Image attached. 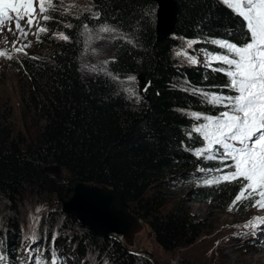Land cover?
Here are the masks:
<instances>
[{
	"label": "trees",
	"instance_id": "trees-1",
	"mask_svg": "<svg viewBox=\"0 0 264 264\" xmlns=\"http://www.w3.org/2000/svg\"><path fill=\"white\" fill-rule=\"evenodd\" d=\"M90 1L92 15L62 16L56 10L52 16L60 20L45 28L66 38L42 37L36 52L18 60L21 123L35 132L18 129L12 106L0 108V192L16 205L26 190L64 194L77 183L107 186L148 225L164 251L192 247L208 225L182 200L171 201V190L185 186L192 202L234 216L255 207L257 192L233 163L217 152L202 154L205 141L196 130L200 121L188 113L219 117L234 110L239 96L234 72L249 42L243 18L222 0H175L174 37L157 42L153 1ZM104 25L119 32L109 70L121 78L145 74L149 80V100L137 108L109 77L81 73L82 30ZM179 39L193 41L214 60L179 64L174 57ZM53 165L63 170L66 183L43 173ZM82 229L87 236L75 235L77 241L98 247L111 264H146L120 242ZM38 242L43 254L36 261L47 264L46 240ZM18 248L1 251L5 264H17Z\"/></svg>",
	"mask_w": 264,
	"mask_h": 264
},
{
	"label": "rangeland",
	"instance_id": "rangeland-1",
	"mask_svg": "<svg viewBox=\"0 0 264 264\" xmlns=\"http://www.w3.org/2000/svg\"><path fill=\"white\" fill-rule=\"evenodd\" d=\"M0 1L7 5L9 11L8 17L0 21V108L12 106L17 127L24 132L27 130L21 123L23 106L17 72L19 58L36 52L42 44V37L53 34L60 39L66 38L59 32L45 28L60 20L52 16L56 10L61 11L62 16L79 17L84 13L92 15L93 6L90 0ZM222 1L239 15L242 13L255 21L264 18V0ZM118 36V30L111 25L97 28L85 26L82 30L80 70L83 77H109L118 92L137 108L143 101L137 75L121 78L108 68L113 42ZM174 57L181 65H208L215 58L205 50H198L193 41L185 39H179ZM248 59V64L243 63L238 68L237 77L242 78L239 85L241 96L234 111L219 117L188 113L200 121L196 130L205 141L202 154L209 156L218 150L227 157L234 169L240 171V176L251 184V189L257 192L255 207L243 216H234L213 209L206 203L192 202L188 189L178 186L171 190V201L182 200L197 218L205 220L208 225L206 235L192 247L168 252L156 242L148 225L142 223L131 242L126 243L122 237V243L134 251L132 254L136 255L138 261H145L146 264H264V137L252 142L250 138L255 127L251 111L256 107L250 109V103L256 95L264 97V92L253 93L250 88L256 78L264 74V60L252 53H249ZM256 123L259 126L262 121ZM34 132V129L27 131L31 135ZM62 176L64 180L58 183L68 181L64 172ZM26 191L21 203L20 199H16V205L22 207L18 209V215V212L11 211L16 205L0 192V246L5 244L3 249L0 248V264L7 261L6 254L3 255L1 251L16 245L21 255L17 264H39L36 260L43 254L40 252V240H46L48 245L47 264H59L60 261L66 264H111L98 247L78 242L74 237L87 235L78 222L62 212V201L72 196L67 192L68 188L64 194ZM10 238H13L12 242Z\"/></svg>",
	"mask_w": 264,
	"mask_h": 264
},
{
	"label": "water",
	"instance_id": "water-1",
	"mask_svg": "<svg viewBox=\"0 0 264 264\" xmlns=\"http://www.w3.org/2000/svg\"><path fill=\"white\" fill-rule=\"evenodd\" d=\"M157 5L156 11V40L157 42L173 38L174 29L179 16V8L175 0H151ZM139 94L148 101L149 80L145 74L137 75ZM43 173L56 178V182L64 180L63 170L56 165L46 166ZM72 194L63 200L62 212L73 217L84 228L92 233L102 235L120 242L129 253H134L122 237L129 243L134 234L144 223L134 215L129 206L123 201L116 190L107 186H98L87 183H77L68 188Z\"/></svg>",
	"mask_w": 264,
	"mask_h": 264
},
{
	"label": "bare ground",
	"instance_id": "bare-ground-1",
	"mask_svg": "<svg viewBox=\"0 0 264 264\" xmlns=\"http://www.w3.org/2000/svg\"><path fill=\"white\" fill-rule=\"evenodd\" d=\"M256 91H257V93L264 92V81L261 82V83L258 85ZM253 92H254V91H253ZM256 96H257V95H256ZM256 96H255V97H256ZM258 96H259V95H258ZM263 96H264V95H263ZM260 98H261V97H260ZM254 110H255V108H253L252 112H254Z\"/></svg>",
	"mask_w": 264,
	"mask_h": 264
}]
</instances>
